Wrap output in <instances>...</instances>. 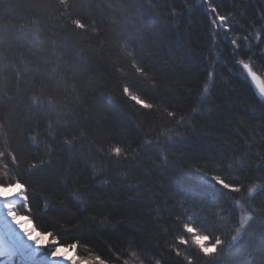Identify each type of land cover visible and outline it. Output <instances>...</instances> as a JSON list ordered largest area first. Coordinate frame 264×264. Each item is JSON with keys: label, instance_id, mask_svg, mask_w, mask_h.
Instances as JSON below:
<instances>
[{"label": "trees", "instance_id": "16d2710c", "mask_svg": "<svg viewBox=\"0 0 264 264\" xmlns=\"http://www.w3.org/2000/svg\"><path fill=\"white\" fill-rule=\"evenodd\" d=\"M70 3L75 8L61 16L56 0H0V54L18 60L22 56L25 60L34 59L27 42L18 40L21 31L36 30L33 20H40L41 39L61 43L71 38L77 51H84L94 72L86 68L76 81L53 80L47 87L61 103L66 99L72 102L73 83L84 79L90 94L78 109V121L93 131L105 153L109 147L120 146L127 150L130 159L119 167L110 166L107 157L101 159L96 153L100 144L90 140L77 142L75 155L88 159L84 171L82 163L67 153L57 155L54 145L44 139L49 120L44 119L37 127L35 117L39 112L29 118L0 99V119L6 114L11 117L9 145L15 148L21 141V129L24 139L38 137L37 144L17 153L20 163L12 166L7 176L0 169V182H8L9 178L26 182L30 198L26 215L40 231L52 232V238L62 244L77 243L78 257L92 264H98L97 257L104 264H155L160 258L164 264H174L177 259L180 264H187L189 259L192 264H202L195 255H189L195 252L191 235L185 233L187 245L177 244L185 224L193 226L200 235L220 236L225 241L223 249H229L247 206L245 213L237 208L233 222L228 205L236 207L237 200L247 196L249 189L255 197L254 207L264 201L260 194L264 175L255 171V165L247 176L239 175L244 149L253 146V154L262 150L254 145L264 136V112L247 73L235 62L243 59L264 79V43L256 38L261 35L264 21L253 23V18L262 15L264 0H215L221 13L230 16L228 39H224L221 29L215 44L201 0ZM43 5H48L46 12ZM177 11L179 16H174ZM73 19H81L87 31L71 36L80 31L72 26ZM121 34L128 40H117ZM233 38L244 45L240 51L246 53L235 59L230 58ZM101 47L104 51L96 55ZM134 64L146 70L144 76L135 72ZM116 68L122 70L124 80L114 84L108 76ZM3 75L0 73V81L4 80ZM87 77H92L95 87L87 84ZM141 80L149 88L155 83V92L143 95L138 88ZM15 84L14 79L7 77L8 95L15 92ZM125 86L155 104L151 115L124 97ZM35 87L39 88L40 83L35 82ZM28 95H32L31 90ZM166 109L176 111L177 119L184 116L187 122L178 126L164 115ZM190 114H198L194 123L188 119ZM129 131L131 135L127 134ZM169 135L176 143L156 149L134 166L132 148L146 139L167 143ZM63 138H59L61 143ZM5 146L0 137V151ZM33 163L38 166L36 169H32ZM212 175L229 183L239 181L243 191L229 194L236 197L231 201L212 198L204 191L203 181L197 179H210ZM194 186H199L201 192H194ZM260 223L258 218L253 228L239 234L235 247L227 255L221 253V259L214 264H264V230ZM112 224L117 227H104ZM205 224H214L216 231L205 232ZM130 238L136 240L139 248L129 242ZM177 248L179 258L175 256ZM133 252L138 254L133 256Z\"/></svg>", "mask_w": 264, "mask_h": 264}, {"label": "snow or ice", "instance_id": "6c2138e0", "mask_svg": "<svg viewBox=\"0 0 264 264\" xmlns=\"http://www.w3.org/2000/svg\"><path fill=\"white\" fill-rule=\"evenodd\" d=\"M58 5L57 10L60 12V15L63 16L64 12H67L69 8H75V5L70 3V0H56ZM201 3L206 6L205 16L208 17L210 23V35L212 37L213 43H216V38L220 36V30H223L224 39H228V33L230 31L229 26H227L230 19L229 15L221 13V8L218 4L215 3V0H201ZM44 12L47 11L48 5L42 6ZM262 15L259 19L253 18V23H259L264 21V9H261ZM179 12H174V16H179ZM32 23L36 25V30L33 31H21L18 37L19 41H26L27 46L32 51L34 59L25 60L23 56L18 60L15 57L9 58L6 54H0V73H3L4 80L0 81V93H3V96L0 99H3L6 105L13 106V110L19 108L26 117L33 118V115L39 112V116H36L37 127L40 126L41 122L44 119L49 120L48 127L46 129L47 136L44 137L45 140H48L49 143L53 144L54 147L58 150L57 155H63L65 153L69 154L72 159H75L78 164L84 165V171H87L88 159L80 158L75 155L76 153V144L77 142L83 143L85 140H90L92 143H98L100 146L96 149V153L99 154V158L103 159L108 158L109 164L119 167L122 163H127L130 159L127 155V150L123 149L120 146L109 147L107 153H105L104 145L99 140L95 139V135L92 130H90L85 124H82L78 121L77 117L81 115V112L78 109L82 106L83 103H86L87 96L90 94L86 90V84L84 79H81L79 84L73 83V98L72 102H69L67 99L61 103L57 100L56 96L52 94L51 90L47 87V84L55 80L57 83L61 79L67 83V80L71 78L73 81H76L77 78L83 76L84 69H88L90 72H94L89 65V61L86 59V54L83 50L77 51L76 46L73 44L71 38L64 39L63 42L58 43L56 40H51L50 42L40 38V20H33ZM74 29L80 30L79 32L71 33V36H78L87 31V25L82 22L81 19H73L71 21ZM261 35L256 38L264 43V26L260 28ZM99 35V33H96ZM31 36V40L28 37ZM117 40H128L127 37L121 35L116 36ZM247 40L248 37L246 36ZM231 45L233 46L230 53V58L235 59L237 56L245 55L246 53L241 52L240 48L244 45L240 44L238 39H231ZM51 47L52 51L49 52L48 48ZM249 51L251 50V45H247ZM104 51L103 47L100 48L99 52L96 55H99ZM261 54L264 55V49H261ZM229 58V57H226ZM237 64H240L247 73V78H250L251 85L255 86V90L258 92V103L261 106L262 112H264V79L259 77L252 67L246 63L243 59L235 61ZM135 72L139 76H144L146 70L138 64H134ZM101 72L104 71L102 67ZM120 73V75H117ZM11 77L15 80V92L11 95L7 94V77ZM208 76L211 77L212 73L209 72ZM87 84L93 87L96 86L95 81L92 77H87ZM104 77H101L103 80ZM108 79L116 84L118 81L124 80V75L120 68H116L108 76ZM35 82L40 83V87H35ZM126 83V81H125ZM157 85L153 83L150 88L146 86L144 81H138V88L141 93L145 96L153 94L155 92ZM29 90L32 91V95H28ZM124 97H127L135 103V105L146 110V114L151 115L152 111L156 107L154 103H150L147 100L141 99L140 95L133 94L130 91V88L125 86L122 89ZM164 115L169 120H174L178 126H183L187 121L184 116H181L177 119L176 111L172 109H166ZM198 114H190L188 119L192 120L193 123L197 119ZM12 129L11 117L6 114L2 119H0V137L3 138L5 143V148L3 151H0V169L4 170L5 176L8 175L9 170L14 165H19L20 161L18 159L17 153H23L27 149H30L32 145L37 144L38 137L37 135H32L28 139H24V130L21 129V141L17 144L15 148L9 145V132ZM27 131H31V128H28ZM186 131V129H185ZM70 138L69 137V134ZM78 133V134H77ZM120 134V133H117ZM131 135L129 131L127 133ZM110 135V134H109ZM139 137V133H136ZM49 137L51 138L49 140ZM65 137L60 142L59 138ZM31 141V144L29 143ZM176 143L173 140L171 135L168 136L167 143H161L159 140L152 141L146 139L142 144H139L138 147L132 148L131 160L134 166H139L143 159L146 156H149L150 153L156 149L170 147L172 144ZM67 146V147H65ZM252 147L249 146L244 149L243 163L241 165V171L239 175L241 177L247 176L252 170L253 165H255V171L259 175H264V136L261 137L260 143L254 145L262 149L261 151L252 153ZM9 158L11 163L8 162ZM111 157H115V160H111ZM123 157V160L121 158ZM166 163V162H165ZM32 169H36L38 166L33 163ZM95 168V165H93ZM31 174V172H30ZM197 179L203 181L205 185L204 191L211 194V197L214 199L223 198L224 201H231L236 199L235 196L229 194H238L243 191V185L239 184V181L234 183H229L219 175H212L210 179L207 176H201ZM108 181L105 180L104 183ZM238 185V186H237ZM186 187L190 186L189 184L185 185ZM217 186H219L217 188ZM27 184L24 181H21L17 178L15 181H12L9 178L8 182H0V193L12 192L13 196L9 197L7 195L3 196L2 204L3 207L7 210L8 216L11 220L16 223L17 228H19L23 234V237L29 242L30 245L36 246V249L41 248L47 249L46 255L49 256L53 264H56L58 261H65V264H69L68 258L61 257L59 255L61 247L66 251H72L77 249V243H72L70 245L62 244L58 239H53L52 232H40L35 227L24 228L23 223L32 224L33 221L28 216H20L18 219V214L13 211V199L19 197L21 201L24 202V207L30 208V198L26 192ZM11 190V191H10ZM13 190H15L13 192ZM193 191L200 193L201 189L199 186H194ZM192 193H188L191 195ZM261 195H264V188L261 189ZM205 198H208L205 196ZM255 203V197L252 196V190L249 189L248 195L243 197L240 200H237L236 207H232L230 204L228 207L232 213V220L235 222V213L237 208H239L241 213L246 214L242 216L239 221V226L236 228L237 235H234L232 240L233 244L229 246V249H223L225 241L220 237L216 236L215 238L210 237L209 235H200L193 226L187 224L184 225L183 231L181 232L177 244L178 245H187L188 239L185 236V233L191 235L192 245L195 248L194 253H189V255H195L197 259L202 261V264H214V262L221 259V253L227 255L231 251L238 240L239 234L246 233L249 229L253 228L256 224L257 219L261 220L260 227L264 230V201L261 202L259 206H253ZM211 206V205H210ZM221 207H224V204H220ZM23 221V223H21ZM104 227L115 229L117 224L104 225ZM209 229L216 231L214 224H205L203 230L207 232ZM36 233L34 236L33 233ZM43 237L48 238L47 244H41V239ZM201 241H208L207 243H201ZM134 247L139 248L134 238H130L129 241ZM21 248H24V245H21ZM141 251L145 249H140ZM16 254L15 251L10 249H5L0 246V257L8 256L11 258ZM138 253L133 252V256H136ZM181 255L179 249L175 251V256L179 258ZM32 256H35V253H32ZM98 264H104V261L97 257ZM70 264H92L91 261L81 260L79 258H74ZM127 264V261H125ZM155 264H164L163 258L156 259ZM174 264H180L179 259H177ZM187 264H192V260L189 259Z\"/></svg>", "mask_w": 264, "mask_h": 264}, {"label": "bare ground", "instance_id": "6f19581e", "mask_svg": "<svg viewBox=\"0 0 264 264\" xmlns=\"http://www.w3.org/2000/svg\"><path fill=\"white\" fill-rule=\"evenodd\" d=\"M11 191V190H10ZM15 190H13L14 192ZM9 196L12 197L13 193H0V246L4 247L5 249H10L16 252L14 256L9 258L8 256L5 257L3 261H6L5 263L8 264V262L12 261V259H16L23 264H53L51 260L42 262L41 260H36L32 256L30 257H22V251L25 250L26 243L29 242L26 240V238L23 237V234L19 228H17L16 223H14L11 218L7 214V210L3 207L2 204V198L3 196ZM20 199L19 197H15L12 201V203L18 202ZM19 219V216H18ZM23 223V221H21ZM24 228H31V224L23 223ZM35 236V235H34ZM21 245H24V248H21ZM62 250V249H61ZM63 252V251H62ZM65 252V251H64ZM71 253H62L60 256H66L68 259L71 257ZM0 257V264L3 263V261ZM64 261H58L56 264H63ZM4 263V264H5Z\"/></svg>", "mask_w": 264, "mask_h": 264}, {"label": "rangeland", "instance_id": "374dc122", "mask_svg": "<svg viewBox=\"0 0 264 264\" xmlns=\"http://www.w3.org/2000/svg\"><path fill=\"white\" fill-rule=\"evenodd\" d=\"M245 74H246V71H245ZM209 84V83H208ZM208 84H207V86H208ZM26 210V208L24 207V202L23 201H21V200H19L18 202H16V203H14L13 204V211L15 212V213H17L18 214V216L20 217V216H28V215H26V213L24 212ZM29 217V216H28ZM30 218V217H29ZM31 219V218H30ZM33 221V220H32ZM31 226L32 227H35L38 231H40L36 226H35V223L33 222L32 224H31ZM40 232H42V231H40ZM33 235H36V233L34 232L33 233ZM54 239V238H53ZM205 241H201V243H204ZM48 243V238L47 237H43L42 239H41V244H47ZM61 251H60V253H59V255H61L62 253H66V254H68V253H71L72 255H71V257H70V259H68V262H69V264H70V262L74 259V258H79V259H81V260H84V259H82V258H80V257H78V254H77V251H76V249L75 250H72V251H66V250H64L63 249V247H61ZM63 251V252H62ZM65 251V252H64ZM35 253V256L33 257L32 256V253ZM46 252H47V249H44V248H41V249H39V250H37L36 249V246H34V245H30L29 243L27 244L26 243V245H25V250L24 251H22V257L24 256L25 258L26 257H30V256H32L33 258H35L36 260H41L42 262H45V261H49L50 260V258H49V256L48 255H46ZM5 257L6 256H3V257H1V259H2V261L5 259ZM61 257H64V256H61ZM1 261V262H2ZM6 261H3V263L2 264H4ZM5 264H7V263H5ZM8 264H23L22 262H20V261H18V260H14V259H12V261H10V262H8ZM63 264H65V261L63 262Z\"/></svg>", "mask_w": 264, "mask_h": 264}, {"label": "water", "instance_id": "95a60500", "mask_svg": "<svg viewBox=\"0 0 264 264\" xmlns=\"http://www.w3.org/2000/svg\"><path fill=\"white\" fill-rule=\"evenodd\" d=\"M262 49H264V46L262 47ZM250 84H251V81H250ZM251 86H252L253 90L255 91V93L259 96L258 92L255 90V86L254 85H251Z\"/></svg>", "mask_w": 264, "mask_h": 264}]
</instances>
